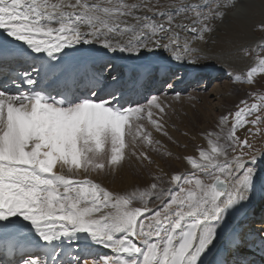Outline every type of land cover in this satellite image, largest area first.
<instances>
[{
    "label": "snow or ice",
    "instance_id": "snow-or-ice-1",
    "mask_svg": "<svg viewBox=\"0 0 264 264\" xmlns=\"http://www.w3.org/2000/svg\"><path fill=\"white\" fill-rule=\"evenodd\" d=\"M245 11L244 0H0V264H206L225 241L244 245L230 216L256 182L251 141L264 136V95L221 113L208 147L184 158L190 172L166 173L167 182L147 173L148 184L124 193L87 174L121 166L126 136L130 155L150 166L162 145L145 119L171 139L160 95L125 99L149 73L211 54L233 83L264 74V43L246 78L229 53L198 46L217 21ZM121 58L131 62L127 80L113 64ZM256 235L264 257V222Z\"/></svg>",
    "mask_w": 264,
    "mask_h": 264
},
{
    "label": "bare ground",
    "instance_id": "bare-ground-1",
    "mask_svg": "<svg viewBox=\"0 0 264 264\" xmlns=\"http://www.w3.org/2000/svg\"><path fill=\"white\" fill-rule=\"evenodd\" d=\"M162 2H164V0H162ZM244 2L246 3V11L243 15L233 16L232 14H229L224 18L223 22L217 21L215 24V30L208 37L207 45H198L203 49L210 50V52H216L218 54L229 53L230 56L227 57L228 64L231 66L234 72L241 75L242 78H246L245 74L247 69L251 66H255L256 64V59L253 57V47L264 42V32H262L259 27V25L264 23V0H244ZM85 47L99 46L91 45ZM245 50H247L248 55H245ZM120 55L121 54L119 53L116 54V56ZM221 63H223V61L219 59L218 56L211 54L196 64H177L173 62L170 65L169 71L167 73L164 71H155L149 73L148 75L154 73L155 78L153 82H149V86L146 85V75L143 80V88L137 89L131 93H127L125 95V99L134 101L138 100L141 103V101L145 100V97L150 98L151 96L149 95L151 94L160 95L165 102L171 93L178 92L183 94L187 90H193L192 92L190 91L187 93L188 98H200L202 97V93L205 92L206 88L208 89V87H211L208 95L213 97V100L217 102L215 106L216 116L208 119V121L203 125L197 126V129L193 128L186 130L181 126H177V124L166 126L171 140L173 141H168L164 138V136H161L155 131L154 133L152 132L154 138L160 141L162 147L158 146L159 151H157L154 157H151L153 158V163L151 166H148L147 162H145L144 166H141L140 163L138 171L133 173V170H129L128 166L122 162V165L118 166L115 171L106 167L102 172L87 174L88 178L92 179L94 182L100 183L103 187L110 191L124 193L130 192L137 187L142 188L148 184L149 177L147 173H151L153 175H163L165 182H167L169 176L164 175L166 173L175 174L185 170L191 171L190 166L186 164L184 158L188 155L196 156L198 154V148L208 147L206 136L207 132L217 130L216 124L213 122V120L215 119V121H217L221 113L227 110L226 105H223L225 101L224 99H230V96L233 97L232 99L236 98L238 102L239 100L244 99L242 95L233 96L231 91L234 90V86H238L241 83L231 82L229 77L224 74V70L220 67ZM113 64L116 66L117 72L125 80H127L130 74L129 69L131 67V62L121 58L114 59ZM175 69L178 70L175 74L176 78H174L173 81L170 80L169 83V85H173V87H169L168 85V87L162 91L161 84L163 79L159 84L157 75L163 74L165 79L168 75H171L173 72H175ZM258 75L259 74H257L253 80V83H255L256 87L257 83L259 82ZM241 85L248 89L249 86H251L246 83H242ZM9 87L11 91H17L15 86L9 85ZM164 94H166V96ZM208 104H211V102ZM188 141L192 143L191 145H193V147L189 145ZM257 148V163L254 165L256 171V182L252 189L250 199L233 211L230 216V228H234L239 232L241 238L245 240V245L242 246L238 251H231L227 250L225 241L224 247H222L219 255L212 254L205 258L206 264H217L218 260H227L228 264H234V261L237 260L241 261V264H244L245 261H251L254 262V264H264V257L261 256L260 252L261 240L256 235L261 227L262 222H264V212L263 216L261 215L262 209H264V157H261V152H264V143H259ZM160 152L171 153V155H169V157L166 159ZM133 162H136V160L134 159L132 163ZM171 166L175 167L173 168ZM176 168H180L179 172L175 171ZM84 176V173L80 174L81 179H83ZM260 197L263 198L262 203L258 205V210H256L254 213L251 211V209L257 205V200ZM249 225L250 227H248ZM243 231L244 233H242ZM33 239L37 244L41 246L44 245V242L40 241L38 237H33ZM218 247L221 246L218 245ZM97 250L102 253L109 251L103 248H98Z\"/></svg>",
    "mask_w": 264,
    "mask_h": 264
},
{
    "label": "rangeland",
    "instance_id": "rangeland-1",
    "mask_svg": "<svg viewBox=\"0 0 264 264\" xmlns=\"http://www.w3.org/2000/svg\"><path fill=\"white\" fill-rule=\"evenodd\" d=\"M262 32H264V30H262ZM264 43V42H263ZM253 57H255V59H256V55H255V53H254V55H253ZM256 63H257V59H256ZM256 65V64H255ZM176 70V69H175ZM178 71V70H177ZM177 71H175L174 73H172L171 75H169L168 76V78H167V80H168V83L167 84H165L164 82H162V84H161V88H162V91H164L167 87H168V85H169V83H170V80L171 81H173V79L174 78H176L175 77V74L177 73ZM259 74V73H258ZM258 79H259V82L257 83V87H256V85H255V83H253V84H251V86H249V89L248 88H246V87H244V86H242L241 84H237L238 86H234L235 88H234V90H232L231 92H232V94H233V96H239V95H242L243 97H244V99H247L248 98V95L250 94V93H255V94H259V95H264V74H259L258 75ZM153 80H155V78H154V75H153V73L147 78V81L148 82H152ZM261 80H263V81H261ZM164 81V80H163ZM263 82V83H262ZM259 84V85H258ZM262 84V85H261ZM253 85V86H252ZM254 85H255V87L257 88H255L254 87ZM263 86V87H262ZM241 88H244V89H241ZM252 88V89H251ZM260 88H261V90H260ZM164 89V90H163ZM241 89V90H240ZM252 91H251V90ZM211 90V87H208V89L206 88V90H205V92L204 93H202L203 95H202V97H200V98H196V97H191L192 99L191 100H189L188 99V92H192L193 90H187L185 93H183V94H180V98L179 99H177L176 98V93H178V92H173V93H171L170 95H169V98L168 99H166L165 100V103L166 104H169V105H171V108H169L167 111H169L168 112V115H167V117H165V120H166V126H168V125H176L177 124V126H181V127H183V128H185L186 130H189V129H193V128H196L197 129V126H199V125H203L204 123H206L207 121H208V119H210V118H213L214 116H216V110H215V106H216V103L217 102H215L214 100H213V97H211V96H209L208 95V93H209V91ZM259 90H260V92H259ZM207 92V93H206ZM257 92H259V93H257ZM170 97H172V98H170ZM167 98V97H166ZM233 97L232 96H230V99H228V98H225L224 100V104L223 105H226V107H227V110H230V109H232L233 108V106L236 104V103H238V101L236 100V98H234V99H232ZM209 99V100H208ZM211 99V100H210ZM179 100H181V101H179ZM193 101V102H192ZM203 101V102H202ZM147 101H146V99L145 100H143L142 102H141V104H145ZM170 102V103H169ZM211 102V104H208V103H210ZM214 102V103H213ZM172 103V104H171ZM190 104V105H189ZM212 105V106H211ZM183 106V107H182ZM200 108V109H199ZM210 108H212V109H210ZM189 109V110H188ZM209 109V110H208ZM203 110V111H202ZM215 110V111H214ZM227 110H225V112L227 111ZM154 112H155V110H153ZM180 111V112H179ZM206 111H208V112H206ZM213 111V112H212ZM209 114V115H208ZM205 115H206V117H205ZM200 116V117H199ZM195 117V118H194ZM168 118V119H167ZM172 119V120H171ZM213 122H215V124H216V121H215V119L213 120ZM141 123H143L144 125H145V127L148 129V130H150L151 132H153L154 133V129H152L151 128V125H149L148 124V121H147V119H145L144 121H142ZM187 124V125H186ZM262 127H264V126H262ZM133 132H134V130H133ZM192 132H194V131H192ZM153 135V134H152ZM170 136V135H169ZM153 137H154V135H153ZM126 143H127V147L128 148H126L125 149V153H126V155H127V157L125 156V160L123 161V163L126 165V166H128V169L130 170V169H132L133 171V173L135 172H137L138 171V167H139V165H140V162L139 161H137L136 160V158L135 157H133L132 158V156L129 154L130 152H131V150H132V140H130L131 139V137H128V136H126ZM165 139H167L168 141H173V140H171V139H169L168 137H164ZM129 141V142H128ZM131 141V142H130ZM254 145H255V148H254V151H257L258 150V145H259V143H264V137L262 136V135H257V136H255V138H253L252 139V141H251ZM188 143H189V145L191 146V147H193V145H191L192 143L190 142V141H188ZM196 146H199V145H196ZM141 147L142 146H138V149H139V151L141 150ZM128 149V150H127ZM138 149L136 148V151H138ZM126 150H127V152H126ZM156 153H157V151L156 152H150L149 154H150V156L151 157H154V155H156ZM166 159L169 157V155H167V153H165V152H160ZM153 155V156H152ZM128 159H133V160H128ZM134 159L136 160V162H133L132 163V161H134ZM153 159V158H152ZM130 161V162H129ZM128 162V163H127ZM136 163V164H135ZM137 164H138V166H137ZM132 167H131V166ZM152 165V164H151ZM150 165V166H151ZM130 166V167H129ZM137 166V167H136ZM149 166V165H148ZM136 167V168H135ZM171 167H175V166H171ZM179 170H180V168H176L175 169V171H177V172H179ZM190 172V171H189ZM164 187H167V183H165L164 184ZM262 197H260L258 200H257V203H260L261 201H262ZM256 210H258L257 208L256 209H253L252 211H256ZM248 227H250V226H248ZM242 233H244V231L242 232ZM245 245V244H244ZM244 245H242V246H244ZM241 246V247H242Z\"/></svg>",
    "mask_w": 264,
    "mask_h": 264
}]
</instances>
